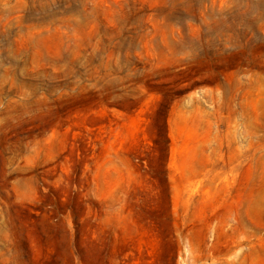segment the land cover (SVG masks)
<instances>
[{
    "label": "rangeland",
    "instance_id": "rangeland-1",
    "mask_svg": "<svg viewBox=\"0 0 264 264\" xmlns=\"http://www.w3.org/2000/svg\"><path fill=\"white\" fill-rule=\"evenodd\" d=\"M0 264H264V0H0Z\"/></svg>",
    "mask_w": 264,
    "mask_h": 264
}]
</instances>
